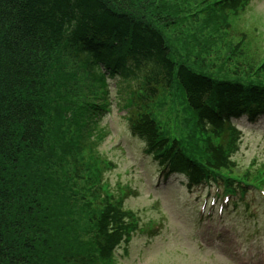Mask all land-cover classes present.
<instances>
[{"label": "trees", "instance_id": "16d2710c", "mask_svg": "<svg viewBox=\"0 0 264 264\" xmlns=\"http://www.w3.org/2000/svg\"><path fill=\"white\" fill-rule=\"evenodd\" d=\"M250 1L0 0V264H117L137 232L103 183L107 160L85 166L82 146L102 138L117 75L130 130L163 171L264 186V165L242 175L232 161L226 126L264 114V60L251 67L246 35L228 38Z\"/></svg>", "mask_w": 264, "mask_h": 264}, {"label": "rangeland", "instance_id": "374dc122", "mask_svg": "<svg viewBox=\"0 0 264 264\" xmlns=\"http://www.w3.org/2000/svg\"><path fill=\"white\" fill-rule=\"evenodd\" d=\"M233 22V33L238 38L233 33L228 38L239 40L248 34L249 47H244L248 52L253 50L251 67L258 66L264 60V0L253 1ZM80 72L88 84L84 70ZM109 82L110 109L98 120L102 138L83 143L85 166L92 155L101 163L107 160L108 170L100 166L103 183L110 184L116 194L124 190L125 208L138 213L144 226L150 221L155 223V234L149 231L135 235L129 245L117 251L116 263L264 264L263 197L251 190L246 197L251 209L234 208L230 203L222 217L200 215L198 209L204 198L199 197L207 193L188 190L186 178L178 174L162 179L157 163L144 153V142L132 134L125 119L129 84L120 77L109 78ZM87 89L83 94L89 93ZM236 123L244 132L240 151L234 156L239 171L258 170L264 165V118L254 123L247 119ZM78 185H82L81 180ZM217 192L212 188L211 195ZM213 207L212 203L208 206L210 211Z\"/></svg>", "mask_w": 264, "mask_h": 264}]
</instances>
